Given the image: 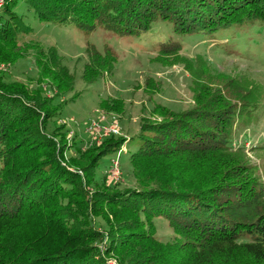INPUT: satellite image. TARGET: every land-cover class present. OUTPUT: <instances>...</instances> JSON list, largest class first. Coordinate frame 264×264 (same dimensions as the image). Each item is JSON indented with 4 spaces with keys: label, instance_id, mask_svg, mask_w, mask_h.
<instances>
[{
    "label": "trees",
    "instance_id": "obj_1",
    "mask_svg": "<svg viewBox=\"0 0 264 264\" xmlns=\"http://www.w3.org/2000/svg\"><path fill=\"white\" fill-rule=\"evenodd\" d=\"M21 1L40 21L100 25L119 35L139 36L157 20L171 22L177 34L264 25V0H3L0 264H107L111 258L118 264H264V184L245 147H233L229 136L237 110L255 98L251 88L238 84L233 97L242 102L235 109L212 86L218 75L199 60L189 70L193 105L175 111L154 103L151 118L140 121L143 142L130 154L125 182L134 184L112 183L108 173L97 179L99 160L128 139L110 135L83 150L75 138L67 145L64 124L51 126L74 76L55 46L18 44L31 31L16 11ZM178 45L164 44L157 58L177 63ZM27 56L34 57L36 75L27 82L6 79L2 67ZM86 56V83L115 69L116 55L107 46L99 52L90 44ZM153 84L147 80L149 91ZM222 85L234 88L229 81ZM99 109L121 112L123 100L101 99ZM158 216L168 221L171 238L155 236Z\"/></svg>",
    "mask_w": 264,
    "mask_h": 264
},
{
    "label": "rangeland",
    "instance_id": "obj_2",
    "mask_svg": "<svg viewBox=\"0 0 264 264\" xmlns=\"http://www.w3.org/2000/svg\"><path fill=\"white\" fill-rule=\"evenodd\" d=\"M16 11L31 29L29 33L19 36L18 44L21 47L27 44L55 46L62 55L64 64L74 76L73 89L63 96L66 101L58 108L59 116L51 121L53 127L64 124L67 145L70 146L72 139L75 138L82 146L84 145L83 150H85L89 147H98L110 139V135L93 136L89 129L92 121L100 120L99 111L104 113L107 124L111 122L112 115L117 120L119 133L114 138L128 139L123 143L119 154L118 150H115L99 160L96 168L97 179L109 174L112 161L115 160L120 164L121 172L117 184H121L120 186L134 184L132 180L126 185L128 175H131L130 154L143 142L139 136L140 121L143 116L151 118V108L154 103L163 104L175 111L193 105L191 86L192 78L195 77L190 71L200 65V60L203 65L208 64L218 75L212 81V86L232 99L235 109L242 102L233 97L238 92L235 88L240 89L238 84L243 82L247 88H251L252 96L255 98L249 100L240 112L237 110L236 121L231 127L229 136L233 147H245L250 163L256 165L257 173L262 177L264 184L263 23L250 21L242 26L219 30V33L200 35V33L177 34L173 31L171 22L157 20L150 29L135 36L119 35L100 25L93 29H84L74 22L61 24L40 21L25 1L17 4ZM165 42L180 44L178 45L180 60L177 63L164 65L157 58L159 48L167 44ZM90 44L99 52H103L106 46L109 47L116 55V63L110 75L86 83L82 79V70L87 59L86 47ZM2 68L9 72L5 73L6 79L8 75L10 79L27 82L29 77L36 75L33 56L24 57L15 64L8 67L5 65ZM196 77L199 78V75ZM149 79L154 82L151 91L146 87ZM228 81L234 88L228 86L230 90L226 91L222 84ZM243 84L240 86L243 87ZM155 87L158 90L153 92ZM245 89L239 90V93L243 94ZM104 98L122 99L123 111L99 109V102ZM71 155L73 149L65 153L66 159ZM109 181L116 182L112 179ZM152 224L157 238L166 240L174 235L165 218L154 217ZM107 264L118 263L111 258L107 260Z\"/></svg>",
    "mask_w": 264,
    "mask_h": 264
},
{
    "label": "built area",
    "instance_id": "obj_3",
    "mask_svg": "<svg viewBox=\"0 0 264 264\" xmlns=\"http://www.w3.org/2000/svg\"><path fill=\"white\" fill-rule=\"evenodd\" d=\"M3 5V0H0V8ZM99 121H92V123L89 126V129L92 131L93 136L102 137L105 135H117L119 133V125L117 120L115 119L114 115L110 117V123L107 124L106 118L104 116V113L99 111ZM122 146L118 149V154L121 151ZM118 173V175L116 174ZM109 177L114 180L118 181L121 177V172L119 170V163L115 162V160L112 161V166L110 167L109 171Z\"/></svg>",
    "mask_w": 264,
    "mask_h": 264
}]
</instances>
